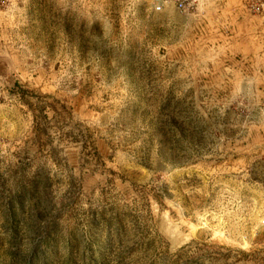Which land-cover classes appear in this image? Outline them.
Listing matches in <instances>:
<instances>
[{
    "label": "rangeland",
    "instance_id": "1",
    "mask_svg": "<svg viewBox=\"0 0 264 264\" xmlns=\"http://www.w3.org/2000/svg\"><path fill=\"white\" fill-rule=\"evenodd\" d=\"M152 1L0 0V264H264L260 116Z\"/></svg>",
    "mask_w": 264,
    "mask_h": 264
},
{
    "label": "crops",
    "instance_id": "2",
    "mask_svg": "<svg viewBox=\"0 0 264 264\" xmlns=\"http://www.w3.org/2000/svg\"><path fill=\"white\" fill-rule=\"evenodd\" d=\"M247 1L199 0L193 15L170 11L175 21L166 43L169 49H181L183 62L194 61L209 95L228 99L233 113L260 116L246 127L240 144L264 147V7L256 15ZM149 36L157 41L156 32Z\"/></svg>",
    "mask_w": 264,
    "mask_h": 264
},
{
    "label": "built area",
    "instance_id": "3",
    "mask_svg": "<svg viewBox=\"0 0 264 264\" xmlns=\"http://www.w3.org/2000/svg\"><path fill=\"white\" fill-rule=\"evenodd\" d=\"M198 3L199 0H153L150 6L153 12L158 14L163 13L169 7H174L181 12L189 13L196 9ZM263 7L264 0H251L248 3V9L256 15H260L263 12Z\"/></svg>",
    "mask_w": 264,
    "mask_h": 264
}]
</instances>
